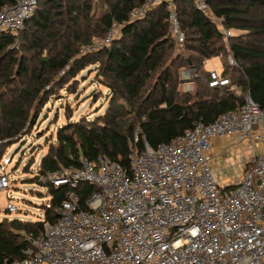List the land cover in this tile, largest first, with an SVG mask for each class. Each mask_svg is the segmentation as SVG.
I'll return each instance as SVG.
<instances>
[{
    "label": "trees",
    "instance_id": "1",
    "mask_svg": "<svg viewBox=\"0 0 264 264\" xmlns=\"http://www.w3.org/2000/svg\"><path fill=\"white\" fill-rule=\"evenodd\" d=\"M142 1L37 0L33 16L17 35L0 34V141L15 137L27 124L35 125L51 95L68 91L86 66L95 67L98 82L108 90L102 114L67 120L56 128L55 140L48 143L31 177L47 188L48 203L40 206L43 216L0 219V264L22 259L30 246L27 235L34 237L45 221L58 217L56 207L69 185L43 182L45 172L78 168L80 156H105L130 173L134 147H156L200 118L209 123L222 112L239 109L247 91L264 106V0H209L226 28L242 32L229 37L191 0H174L184 33L181 43L163 4L154 5L141 20L128 21L130 9ZM5 3L13 0H0V7ZM113 24L120 25L119 34L107 46L87 54L80 51L103 39ZM213 57H220L221 76L229 85H209L204 63ZM182 69L193 70V91L179 89ZM233 85L240 90L231 89ZM3 153L0 143V158ZM94 188L79 184L81 202Z\"/></svg>",
    "mask_w": 264,
    "mask_h": 264
},
{
    "label": "built area",
    "instance_id": "2",
    "mask_svg": "<svg viewBox=\"0 0 264 264\" xmlns=\"http://www.w3.org/2000/svg\"><path fill=\"white\" fill-rule=\"evenodd\" d=\"M191 2L224 36L231 35L209 0ZM157 4L165 6L172 32L183 42L174 0H143L130 9L128 21L143 19ZM36 8L37 0L3 4L0 34L17 35ZM119 30L113 24L85 50L107 46ZM228 62L234 63L231 55ZM208 83L222 87L229 80L213 71ZM243 98L239 109L209 123L200 118L166 143L134 147L130 173L105 156H80L78 168L45 172L43 182L69 185L56 207L58 217L45 221L34 237L27 235L30 246L22 259L3 264H264V106L248 91ZM214 138L223 140V160L238 147L253 151L234 180L214 178ZM80 183L95 187L82 202L76 191ZM8 186L0 174V189ZM5 210L17 208L8 201Z\"/></svg>",
    "mask_w": 264,
    "mask_h": 264
},
{
    "label": "rangeland",
    "instance_id": "3",
    "mask_svg": "<svg viewBox=\"0 0 264 264\" xmlns=\"http://www.w3.org/2000/svg\"><path fill=\"white\" fill-rule=\"evenodd\" d=\"M231 35L242 33L241 30L231 28ZM20 46V39L14 45ZM86 47H81L84 54L92 53L86 51ZM204 68L208 72H216L221 75L222 61L220 57H213L206 60ZM193 70L182 69L179 72V89L188 87L187 82L193 83V89L196 83L191 81ZM94 66H86L82 71L76 74L73 84L68 91L60 89L58 93L51 95L37 119V123L32 127L27 124L15 137L1 139L2 151L0 158V174H5L9 186L6 189H0V219L3 217L18 218L23 220H36L41 218L43 212L41 207L48 203L49 195L46 186L39 185L36 181H31L37 173V166L41 157L46 153L48 143L55 140L56 128L67 120H78L81 117L92 119L104 112L107 104L106 97L108 90L102 86ZM192 86V85H191ZM190 87V86H189ZM236 91L240 88L233 85ZM186 89V88H184ZM253 151L240 153L239 158L243 160L252 156ZM230 156V158H229ZM227 158L229 164L235 165L234 171L227 170L221 174L223 165L220 168L212 169L214 178L220 182L223 176H229L234 180L238 174V158L233 152ZM226 161H224V165ZM11 201L15 204L17 211L9 213L5 210L6 204ZM41 206V207H40Z\"/></svg>",
    "mask_w": 264,
    "mask_h": 264
},
{
    "label": "crops",
    "instance_id": "4",
    "mask_svg": "<svg viewBox=\"0 0 264 264\" xmlns=\"http://www.w3.org/2000/svg\"><path fill=\"white\" fill-rule=\"evenodd\" d=\"M187 84H188L187 85L188 87H182V91H193L194 89L191 90L193 88V83L192 82H187ZM184 88H186V89H184ZM222 143H223V140H221L219 138H214L213 141H212V147H211L210 152H211L212 156L214 157L213 163H212V169H216L217 167L220 168V164H222L224 169H222V171L220 173L224 175L225 172L227 170H229V166L231 164H229L227 162V160H229L228 158H226V159L223 160L221 158V156H220V151H221L220 147H221V144ZM249 150H251V149L244 148V147L243 148L242 147H238L237 149H234L232 151L235 154V156H237V158H238V162H237V165L236 166H239L240 165V167H238V169H237L239 172L243 169L244 164L246 163L247 159L243 160V162H242L238 156H239L240 153H246ZM257 151H258V149L255 147V153H257ZM229 158H230V156H229ZM224 161H226V164L225 165H224ZM234 168H235V165H233V171H234ZM237 175L238 174H236V176ZM228 179H230L229 176H223L220 182L227 181Z\"/></svg>",
    "mask_w": 264,
    "mask_h": 264
},
{
    "label": "water",
    "instance_id": "5",
    "mask_svg": "<svg viewBox=\"0 0 264 264\" xmlns=\"http://www.w3.org/2000/svg\"><path fill=\"white\" fill-rule=\"evenodd\" d=\"M189 60V59H188Z\"/></svg>",
    "mask_w": 264,
    "mask_h": 264
}]
</instances>
